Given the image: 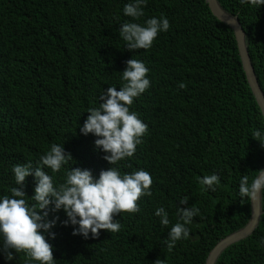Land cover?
Masks as SVG:
<instances>
[{
	"label": "trees",
	"instance_id": "obj_1",
	"mask_svg": "<svg viewBox=\"0 0 264 264\" xmlns=\"http://www.w3.org/2000/svg\"><path fill=\"white\" fill-rule=\"evenodd\" d=\"M238 16L259 83L264 92V8L240 0H218ZM130 0H0V196L16 187L12 168L29 161L38 166L52 144L64 145L74 160L66 166L90 169L96 178L111 165L96 149V136L80 129L109 87L119 91L127 61L150 68L152 87L133 106L149 135L123 171H148L153 195L139 201L141 212L123 213L119 233L101 230L98 239L73 235L61 211L48 236L56 264H206L214 247L245 228L252 202L241 203L240 180L250 183L264 169V146L252 136L261 117L249 84L235 32L212 12L207 0H148L139 21L124 15ZM166 16L171 23L151 50H129L120 38L126 22L143 24ZM187 88L181 89L180 83ZM66 180L65 170L53 174ZM219 174L215 193L203 192L201 177ZM35 195L34 176L26 181ZM200 208L189 240L169 252V227L155 215L163 206L172 225L180 200ZM256 231L229 247L217 264H264V192ZM2 247V245H0ZM21 257L23 254H20ZM16 254L11 264H24ZM0 264H9L0 252Z\"/></svg>",
	"mask_w": 264,
	"mask_h": 264
},
{
	"label": "clouds",
	"instance_id": "obj_2",
	"mask_svg": "<svg viewBox=\"0 0 264 264\" xmlns=\"http://www.w3.org/2000/svg\"><path fill=\"white\" fill-rule=\"evenodd\" d=\"M240 3L252 8H264V0H240ZM148 0H130L124 8V15L134 21L145 16L144 9ZM170 20L166 16L152 17L143 24L126 22L119 28L120 38L129 50H151L161 32H168ZM150 68L146 63L131 59L127 61L126 70L122 72L123 85L119 91L111 86L100 96L99 107L90 108V113L80 129L85 136L97 137L96 149L105 153L104 159L111 165L100 172L99 178L90 169L66 168L74 160L64 145L52 144L46 154L41 155L38 166L31 161L17 164L12 168L16 187L11 188V195L0 196V252L11 264L16 254H23L24 264H56L54 246L48 236L56 238L53 229L60 223L57 215L52 213L63 211L67 219L63 226H72L73 235H82L85 239H98L101 230L111 234L119 233L122 228L116 219L123 213L141 212L139 201L143 197L153 195L154 183L152 175L143 169L131 173L123 171L122 161L134 158L138 146L144 143L149 135V125L139 114L132 110L135 101L152 87L149 77ZM181 89L187 88L180 83ZM264 117V108L259 109ZM264 146V121L260 128L252 130V136ZM53 174L65 170L66 180L57 183ZM34 176L35 195L29 197L26 192V181ZM264 177V170L261 171ZM255 178L251 183L248 176H243L239 185L241 203L256 201L264 192V179ZM203 192L215 193L221 185L219 174L206 175L199 180ZM189 198L180 200L177 208V222L172 225L170 214L165 207L156 209L155 215L160 218L162 227H169L168 238L164 240L167 250L171 252L181 240H189L192 236L191 225L194 219L201 216L200 208L188 205ZM157 264H160L157 261Z\"/></svg>",
	"mask_w": 264,
	"mask_h": 264
},
{
	"label": "water",
	"instance_id": "obj_3",
	"mask_svg": "<svg viewBox=\"0 0 264 264\" xmlns=\"http://www.w3.org/2000/svg\"><path fill=\"white\" fill-rule=\"evenodd\" d=\"M207 3L209 4V7L211 8L213 14L223 23L231 27L235 32L243 67L245 69L249 84L255 94L258 104L260 105L261 108H264V92L259 83V79L251 59L249 48L246 42V33L241 24L239 17L233 16L229 14L226 10H224L218 0H207ZM259 177H261V173ZM261 178L264 179V177ZM251 202H252V215L248 225L242 230L237 231L227 236L226 238L222 239L209 254L206 264H217L219 258L224 253V251H226L232 245L247 239L248 237L253 235V233L256 231L261 216L263 214L262 193L260 194L258 200Z\"/></svg>",
	"mask_w": 264,
	"mask_h": 264
}]
</instances>
